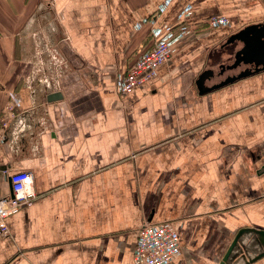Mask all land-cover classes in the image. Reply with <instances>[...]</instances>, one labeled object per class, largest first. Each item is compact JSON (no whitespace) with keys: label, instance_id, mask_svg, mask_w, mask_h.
Instances as JSON below:
<instances>
[{"label":"crops","instance_id":"obj_1","mask_svg":"<svg viewBox=\"0 0 264 264\" xmlns=\"http://www.w3.org/2000/svg\"><path fill=\"white\" fill-rule=\"evenodd\" d=\"M165 2L0 0V120L20 98L0 197L19 170L37 195L7 219L0 264H134L141 226L163 221L180 238L168 264H222L238 233L255 259L234 264H264V64L245 38L264 0ZM179 25L154 80L120 96L151 27Z\"/></svg>","mask_w":264,"mask_h":264},{"label":"built area","instance_id":"obj_2","mask_svg":"<svg viewBox=\"0 0 264 264\" xmlns=\"http://www.w3.org/2000/svg\"><path fill=\"white\" fill-rule=\"evenodd\" d=\"M170 0H166L167 5ZM160 6V10L165 7ZM188 9L183 10L180 17L186 15ZM146 22V21H144ZM232 22L226 16H211L205 23L208 27L228 26ZM191 28L186 26L151 27L153 43L150 47L141 49L134 61L117 76V91L122 97L129 96L135 86L149 84L157 76L158 68L166 63L176 50L177 42ZM20 98L9 94V102L5 106L0 120V145L6 140V129L10 121L17 115ZM11 195L0 197V234L8 235L7 219L22 207L32 204L37 195L34 189L33 174L27 170L11 172L9 175ZM180 253V238L172 222H145L138 231L133 252L134 264H168Z\"/></svg>","mask_w":264,"mask_h":264},{"label":"water","instance_id":"obj_3","mask_svg":"<svg viewBox=\"0 0 264 264\" xmlns=\"http://www.w3.org/2000/svg\"><path fill=\"white\" fill-rule=\"evenodd\" d=\"M250 29H248L247 31H249ZM245 38L247 40H251L252 42H257V47L259 49L258 52V58L260 59V61L263 62L264 64V24L263 25H257L255 27H252V29L245 34ZM60 97V93H52L50 94V96L47 97L48 100H53L55 98H59ZM240 233L237 234V236L235 237V239L233 240V242L231 243L228 251L225 254V257L223 258L222 264H234L236 263L240 258L244 259L245 262V258H247L249 263L251 262L253 259L248 258L247 256V248L245 246V244L243 243V241L241 239H239ZM263 252H261L260 254H262Z\"/></svg>","mask_w":264,"mask_h":264},{"label":"rangeland","instance_id":"obj_4","mask_svg":"<svg viewBox=\"0 0 264 264\" xmlns=\"http://www.w3.org/2000/svg\"><path fill=\"white\" fill-rule=\"evenodd\" d=\"M49 59L51 61V64H56L57 63V61H56L57 58H55V55L49 54ZM36 72L40 75V78L43 81L48 79L47 71H45V70H36Z\"/></svg>","mask_w":264,"mask_h":264}]
</instances>
